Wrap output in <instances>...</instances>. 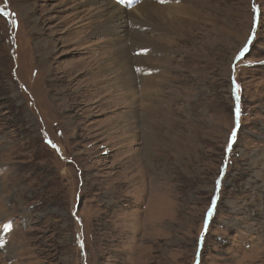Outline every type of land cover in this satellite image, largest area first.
Masks as SVG:
<instances>
[{"label":"rangeland","instance_id":"obj_1","mask_svg":"<svg viewBox=\"0 0 264 264\" xmlns=\"http://www.w3.org/2000/svg\"><path fill=\"white\" fill-rule=\"evenodd\" d=\"M85 1L0 0V264H264V0H179L165 56L135 52L169 59L182 153L86 70L115 38L79 34Z\"/></svg>","mask_w":264,"mask_h":264},{"label":"bare ground","instance_id":"obj_2","mask_svg":"<svg viewBox=\"0 0 264 264\" xmlns=\"http://www.w3.org/2000/svg\"><path fill=\"white\" fill-rule=\"evenodd\" d=\"M170 1L173 4L162 9L156 4L150 7L151 1L149 3L148 1H144L143 5H141L143 1L139 4H134V0H130V2H127L126 4L124 1L125 7L134 4L131 9H127L124 8V6L122 7L119 5L121 2H119V0H87L84 3L91 2L95 4L94 10H96V13L89 18V24H87V22L82 25V29L79 31V34H85L86 37H91L90 35H92L95 36V38H98L97 36L100 34V37L108 36L113 40L115 38V45L112 47L97 45L100 49L96 52L97 54H93L90 58H88V61L83 62L86 65V70H90L93 73L92 75L95 76L96 72L93 70L94 65H100L101 62L104 64L102 72H110L114 79L111 86L106 87L107 92L105 96L107 97L109 94H122L125 99L130 98L131 105H128L130 115H139L144 119V121L148 122L149 128L147 131L146 140L149 147L153 148L157 143H159L160 137L161 142H165L167 141L166 139H168L169 135H171V140L169 142L172 143V146L169 142H166L168 144L167 148L171 146V148H177L178 151L182 153L186 149V143L183 140L184 137L180 136V134L174 135L171 132V122L173 120H171L169 117H171L172 114L169 115L167 111L172 109V105L170 103L169 108L168 105L162 104L164 101L163 97H161L163 91L162 88L157 86L159 82H161V84H166L168 82L170 83L172 77L171 75L165 77L166 74L161 76L159 75L160 73H150L151 67L154 66V68H160L159 66H161V64L159 63H162V60L164 61L165 59L160 58V55H156V58H154L153 55L135 56V52L137 50L138 52H141L143 49L145 52H147L148 49H150V53H153V48H155L157 51L161 53L163 52L164 57L165 52L167 51L165 49L166 45H163L159 42L165 40L162 39L163 37L157 38L156 36H152L150 34H152L155 30H158L164 35L169 36L170 34H176L180 31L172 19L166 17L164 20H161V17L158 15L159 12L164 14H178L183 17L195 15V9H190V7L187 5L178 3L179 0ZM92 10L93 9L84 14L81 17V20H86V18L91 14ZM82 12L84 11L75 13L74 18H78ZM129 21L136 27V29L134 28L135 30L133 33L127 35L130 38L129 45L131 49L126 45L129 43L128 41H125L127 38L126 35L121 34V32H125L126 30L124 31L122 29L121 32H119L116 28L119 26V24L124 22L128 23ZM143 25H145L146 31H144L145 29ZM123 26L128 28L127 24ZM103 43L105 42H98V44ZM167 60L169 61V59ZM102 64L101 69L103 67ZM133 64H136L137 70H139L137 73L138 76L134 73ZM75 66L76 64L73 66V68L77 67ZM147 74L151 75L144 76ZM110 105H112V101H110ZM139 107H142L143 109L141 113L139 112ZM151 119H153L152 121L154 122L151 123L148 121ZM166 128L168 131L164 132ZM152 156H154V154ZM151 161H153V159H151Z\"/></svg>","mask_w":264,"mask_h":264},{"label":"snow or ice","instance_id":"obj_3","mask_svg":"<svg viewBox=\"0 0 264 264\" xmlns=\"http://www.w3.org/2000/svg\"><path fill=\"white\" fill-rule=\"evenodd\" d=\"M162 2H163V0H162Z\"/></svg>","mask_w":264,"mask_h":264}]
</instances>
